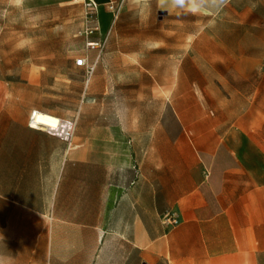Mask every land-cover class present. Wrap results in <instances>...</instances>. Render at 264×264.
<instances>
[{
    "label": "crops",
    "instance_id": "0c3cea01",
    "mask_svg": "<svg viewBox=\"0 0 264 264\" xmlns=\"http://www.w3.org/2000/svg\"><path fill=\"white\" fill-rule=\"evenodd\" d=\"M177 1L182 9L205 11L213 18L236 8V0ZM135 69L145 75L202 74L199 68L177 66ZM167 84L165 80L156 89L167 90ZM187 86L173 101L163 100L154 150L149 133L136 131L135 123L129 129L130 118L135 121L129 110L125 130L117 128L115 112L98 110L95 129L78 131L67 147L28 128L24 115L18 117L6 101L0 107V264H137V251L140 264L162 259L167 264V233L152 236L151 220L157 214L152 210L153 184L159 188V200L171 196L181 218L197 226L192 234L194 258L209 252L211 264H249L253 253L264 251V114L256 116L260 129L251 134L256 139V173L248 182L249 159L242 142L228 139L247 132L224 130L231 117L224 107L230 102L205 99L195 83ZM210 100L215 102L212 111ZM167 119L181 129L177 145H184L187 132H195L197 142L191 145L198 148L207 180L199 178L198 167H190L182 154L169 161L165 150L171 139L161 124ZM9 125L18 130L9 131ZM142 140L149 145L142 146ZM153 170L159 174L154 182ZM231 219L238 220L236 230L225 238L218 229L231 227ZM200 220L215 223L210 243L202 238Z\"/></svg>",
    "mask_w": 264,
    "mask_h": 264
},
{
    "label": "rangeland",
    "instance_id": "374dc122",
    "mask_svg": "<svg viewBox=\"0 0 264 264\" xmlns=\"http://www.w3.org/2000/svg\"><path fill=\"white\" fill-rule=\"evenodd\" d=\"M105 1L96 2L91 24H96L98 31L87 36L90 20L78 0H0V107L7 101L17 109L18 117L24 115L27 127L34 111L60 119L77 118L75 136L80 130L95 129L96 114L102 108L115 112L118 129H128L129 110L130 114L135 113V121L129 120V129L135 123L136 131L149 133L154 150L159 144L155 132L159 130L157 120L163 100L173 101L190 88L187 84L195 83L194 89L205 99L219 97L230 102L224 107L231 116L226 118L224 130L247 132L240 139L230 135L228 139L242 142L249 159L246 179L251 182L253 176L255 180L256 139L251 134L260 129L256 116L264 114V0H236L234 10L221 11L214 18L191 7L182 9L177 0H123L119 18L111 29ZM103 35L107 36V43L87 83L84 69L75 67L74 60L86 57L93 62L97 50L86 47V42L97 41ZM192 37H196L194 41ZM152 66H177L186 71L199 68L202 74L135 73V68ZM165 80L167 90L156 89ZM209 104L212 111L215 102L210 100ZM161 124L171 139L165 150L169 161L182 154L190 167H198L199 178L207 180L198 148L191 145L197 142L193 138L195 132H187L181 140L184 145H177L179 124L171 119ZM17 130L9 127V131ZM141 144L147 147L149 142L142 140ZM157 157L153 153V164L158 163L154 161ZM157 177L158 172L153 170V182ZM171 177L169 172L168 178ZM152 189V210L157 213L151 220L152 236L158 238L167 233V264H211L209 252L197 259L192 256V234L197 226L192 225L191 219L181 218L171 196L159 200V188L153 184ZM200 221L202 238L210 243L217 230L215 223ZM237 221L231 219V227L218 231L225 232L228 238L236 230ZM141 259L137 251V264ZM255 260L264 264V251L253 253L249 264H255Z\"/></svg>",
    "mask_w": 264,
    "mask_h": 264
},
{
    "label": "built area",
    "instance_id": "2783aa9c",
    "mask_svg": "<svg viewBox=\"0 0 264 264\" xmlns=\"http://www.w3.org/2000/svg\"><path fill=\"white\" fill-rule=\"evenodd\" d=\"M80 3H82L84 10H85V15L86 17L90 20L89 21V27L86 29V35H92L93 33L98 31V26L91 24V19L93 16L96 15V2L99 0H78ZM123 0H120L119 2L116 0H108L104 3V7L106 10L110 13L111 15V27L115 24L117 19L119 18L120 15V9L122 7ZM107 42V36L102 38L98 42H93V41H87L86 42V47L92 49V50H97V56L95 60L88 61L86 57H80L74 60V65L75 67L82 68L84 69L85 72V77L87 79V83L92 77L96 66L98 64L100 54L105 48ZM33 114V113H32ZM31 117L29 118V121L31 120ZM77 125V118L74 119H60L58 118L57 123L55 126H39L37 131L44 132L48 134L49 136H52L59 141L65 143L67 147H70L73 142L74 134H75V129ZM28 127L30 128V123H28ZM32 129V128H30ZM175 221L173 220V223Z\"/></svg>",
    "mask_w": 264,
    "mask_h": 264
},
{
    "label": "bare ground",
    "instance_id": "6f19581e",
    "mask_svg": "<svg viewBox=\"0 0 264 264\" xmlns=\"http://www.w3.org/2000/svg\"><path fill=\"white\" fill-rule=\"evenodd\" d=\"M31 115L32 118L29 123L32 129H37L39 126H55L58 120L57 117L40 111H34Z\"/></svg>",
    "mask_w": 264,
    "mask_h": 264
}]
</instances>
